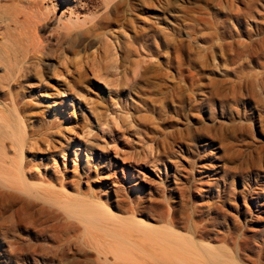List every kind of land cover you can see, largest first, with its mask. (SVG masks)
I'll return each instance as SVG.
<instances>
[{
	"label": "rangeland",
	"instance_id": "obj_1",
	"mask_svg": "<svg viewBox=\"0 0 264 264\" xmlns=\"http://www.w3.org/2000/svg\"><path fill=\"white\" fill-rule=\"evenodd\" d=\"M136 1L120 5L111 26L119 39L109 51L99 45L97 75L89 66L75 74L91 49L32 91L43 116L34 128L55 148L26 147L23 163L40 173L66 165L74 178L100 164L105 145L123 147L138 163L121 168L136 178L114 182L105 170L106 179L85 177L81 188L132 187L145 212L135 218L176 243L170 264H264V0ZM86 148L74 171L70 150ZM82 226L51 203L0 189V264H169L160 251L161 263L153 251L98 252Z\"/></svg>",
	"mask_w": 264,
	"mask_h": 264
},
{
	"label": "bare ground",
	"instance_id": "obj_2",
	"mask_svg": "<svg viewBox=\"0 0 264 264\" xmlns=\"http://www.w3.org/2000/svg\"><path fill=\"white\" fill-rule=\"evenodd\" d=\"M124 1L0 0V189L6 188L12 192H19L57 206L66 215L78 220L83 225V233L86 238L84 240L85 244L98 252L122 254L129 252V250H139V253L141 250L153 251L152 253L160 251L161 255L168 261L170 258L168 254L172 252L169 250L173 249L176 243L170 240L171 238L169 239L170 241L159 240L154 232L148 230L149 227L145 223L135 218L136 212L140 214L145 212L143 208L139 207L141 202L133 193L132 187H129L130 189L128 190L126 188H123V190L116 189L114 194L109 191H97L94 188L84 192L81 188V183H83V178L85 177L88 180L93 176H98L100 181L106 179L107 176H100L105 170L109 172L110 178H114V182L126 181L130 174H132V179L136 178V172L129 170L128 167H126L128 168L126 171L125 168H121L122 165L129 166L130 164L136 165L138 163L136 158L128 157L123 147L114 145L111 149L105 145L101 149L102 161L100 164H96L97 167L95 169L88 165L85 168L87 171L83 172L82 175L79 172L75 175L72 174L75 179L71 177V170L66 165L52 173H40L29 170L28 168L30 167L28 165L26 167L23 163L26 147L32 148L34 144H40L39 149L43 148L51 151L55 148L52 145L53 141L43 136L45 134V132H41L43 128H39L40 131L37 130L38 128L36 129L37 131L35 130L36 124L43 123V116L41 115L42 111L39 104L32 96V91L36 87L37 89L41 87L47 88L50 85L51 74L60 72L61 63L64 64L73 57L80 58L82 53H87L91 49H94L91 54L85 56L86 59L91 58V60L83 63L75 74L83 75L84 77L88 68H91L92 74L94 76L97 75L96 66L100 60L99 45L102 44L109 51V42L119 39L117 33L111 29V26L114 18L116 19L121 10L120 5ZM138 1L140 8L150 2V0ZM169 1L171 0H160L158 2L168 5ZM139 3L137 6H139ZM133 6L131 4L130 7L133 10L132 13L136 11V6ZM135 13L138 14V12ZM140 14L138 15L140 16ZM131 17L134 19L138 18L133 14ZM194 17L196 18V16ZM197 23L195 24L199 25ZM127 25H132V21L131 23L129 21ZM45 27L48 32L42 34L41 31ZM138 33L139 31L136 32V34ZM184 41L181 40L180 43H177L179 48L183 49L185 47ZM114 44L111 45L113 46ZM177 44L174 45L177 46ZM52 60H58L59 64L52 66ZM101 79L106 85L112 86L109 79L103 77ZM30 130H32V133L29 132ZM40 135L43 136L42 139L37 140L36 137ZM126 141L127 138H125ZM121 148L123 153L119 152ZM111 150L121 158L111 159ZM88 151V148L85 149V153L79 149L70 150L69 157L73 161L74 171H78L79 166L74 163H77ZM89 163L90 160L88 159L86 164ZM92 172H95L94 175H92ZM71 189H74L76 193H73ZM163 205L165 204L163 203ZM118 212L128 213L129 216H120ZM166 212L167 216H169L168 212L170 211ZM172 219L170 218V220ZM160 229L163 232V228ZM164 238H168V236L165 235ZM204 247L202 246L203 249ZM212 252L214 253V251ZM142 256L146 258V255ZM162 256L157 255L153 262H158L156 261L158 259L160 263L163 260L166 261ZM121 259L122 261H128V257L127 259L126 257ZM134 261L139 264L143 262L140 259ZM145 261L149 262L150 260L146 259ZM170 263H173V261H170ZM182 264H185V262Z\"/></svg>",
	"mask_w": 264,
	"mask_h": 264
}]
</instances>
